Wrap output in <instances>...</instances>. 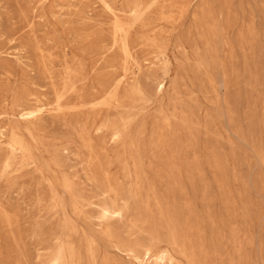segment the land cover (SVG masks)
Returning <instances> with one entry per match:
<instances>
[{
  "label": "rangeland",
  "instance_id": "rangeland-1",
  "mask_svg": "<svg viewBox=\"0 0 264 264\" xmlns=\"http://www.w3.org/2000/svg\"><path fill=\"white\" fill-rule=\"evenodd\" d=\"M0 249L264 264V0H0Z\"/></svg>",
  "mask_w": 264,
  "mask_h": 264
},
{
  "label": "bare ground",
  "instance_id": "bare-ground-1",
  "mask_svg": "<svg viewBox=\"0 0 264 264\" xmlns=\"http://www.w3.org/2000/svg\"><path fill=\"white\" fill-rule=\"evenodd\" d=\"M162 87H163V85H162ZM99 208H100L101 217L104 218V219H107V218L111 217L112 215L113 216L114 215L115 216H121L123 211H124L123 208L118 207L116 205L108 204V203H104V204L100 205ZM2 219H4V218H2ZM5 225H6V223H5ZM114 236H116V234L111 229L106 231V237L109 240L111 238H113ZM95 243H96L95 238H93L91 236H88V238H87L88 246L92 247V246H94ZM114 245H115V247L118 248L117 244H114ZM141 250L143 252V255L150 254L152 252V247L151 246H147V247L146 246H142ZM2 251H0V252H2ZM90 254H91V257H92V261L94 263L98 264L97 263L96 254L93 251ZM155 254L156 253L153 254L155 256V260L159 264H165L167 262H172V260H173V256H172V254H171V252L169 250H162L159 254H156V255ZM64 263H65V259H64V256H63L62 253L57 254V255H52L50 253H47L45 255V257H43L41 259V263L40 264H64ZM21 264H26V263L21 262Z\"/></svg>",
  "mask_w": 264,
  "mask_h": 264
}]
</instances>
